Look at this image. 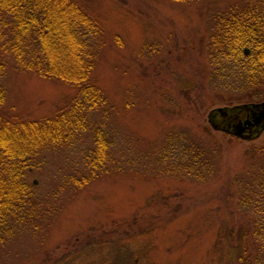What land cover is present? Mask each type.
<instances>
[{"label": "rangeland", "instance_id": "374dc122", "mask_svg": "<svg viewBox=\"0 0 264 264\" xmlns=\"http://www.w3.org/2000/svg\"><path fill=\"white\" fill-rule=\"evenodd\" d=\"M76 1L101 27L91 73L106 101L73 136L31 157L25 178L36 206L2 233L0 264H252L227 231L252 240L247 200L264 175V128L240 137L207 118L211 108L264 99L237 97L243 78L209 56L212 15L244 0ZM0 56V108L10 119L53 115L77 94L70 82L19 68L1 47ZM98 129L109 148L93 169ZM180 133L199 141L201 162L179 161Z\"/></svg>", "mask_w": 264, "mask_h": 264}, {"label": "trees", "instance_id": "16d2710c", "mask_svg": "<svg viewBox=\"0 0 264 264\" xmlns=\"http://www.w3.org/2000/svg\"><path fill=\"white\" fill-rule=\"evenodd\" d=\"M211 22V62L220 64L224 74L243 78L237 97L264 98V0L236 2L215 12ZM100 28L98 21L76 0H0L2 51L10 54L21 69L58 77L77 86V94L67 107L50 116L16 120L6 117L0 108V238L14 219L23 218L25 209L33 210L36 206L25 178L31 157L40 148L56 146L73 136L85 126L87 111L106 101L91 73L96 59L92 37ZM5 66L0 56V77ZM216 71L213 76L223 74ZM4 97L0 80V105ZM180 137L175 150L179 161L185 157L194 163L201 162L204 151L199 141L187 138L185 133L176 138ZM95 138L93 152L87 154L93 169L105 163L109 148L101 129ZM259 149L264 156V146ZM92 173L74 177V182L78 186L84 184L95 174ZM260 178L255 197L247 200L252 211V240L249 242L242 232L227 231L234 248L242 251L240 258L247 257L252 264H264V175Z\"/></svg>", "mask_w": 264, "mask_h": 264}, {"label": "water", "instance_id": "95a60500", "mask_svg": "<svg viewBox=\"0 0 264 264\" xmlns=\"http://www.w3.org/2000/svg\"><path fill=\"white\" fill-rule=\"evenodd\" d=\"M207 118L215 128L240 137H253L264 128V99L214 107L208 111Z\"/></svg>", "mask_w": 264, "mask_h": 264}]
</instances>
